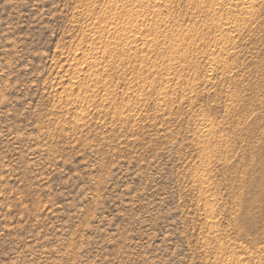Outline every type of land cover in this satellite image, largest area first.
I'll use <instances>...</instances> for the list:
<instances>
[{"label": "rangeland", "instance_id": "rangeland-1", "mask_svg": "<svg viewBox=\"0 0 264 264\" xmlns=\"http://www.w3.org/2000/svg\"><path fill=\"white\" fill-rule=\"evenodd\" d=\"M0 264H264V0H0Z\"/></svg>", "mask_w": 264, "mask_h": 264}, {"label": "bare ground", "instance_id": "bare-ground-1", "mask_svg": "<svg viewBox=\"0 0 264 264\" xmlns=\"http://www.w3.org/2000/svg\"><path fill=\"white\" fill-rule=\"evenodd\" d=\"M242 1H244V0H233V3H236V4H238V3H240V2H242ZM128 23V22H127ZM125 29V28H124ZM122 31V30H121ZM121 33V32H120ZM119 34V33H118Z\"/></svg>", "mask_w": 264, "mask_h": 264}]
</instances>
